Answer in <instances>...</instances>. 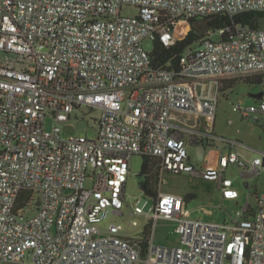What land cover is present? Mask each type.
Wrapping results in <instances>:
<instances>
[{
	"label": "built area",
	"instance_id": "obj_1",
	"mask_svg": "<svg viewBox=\"0 0 264 264\" xmlns=\"http://www.w3.org/2000/svg\"><path fill=\"white\" fill-rule=\"evenodd\" d=\"M125 6L137 13L123 16ZM244 12H264V0H0V264H264V151L246 159L224 140L208 168L187 151L212 138L198 119L214 120L222 81L264 74V24L210 28L176 68L154 65L142 45H174L179 19ZM82 107L99 111L96 137L44 127L46 116L67 121ZM232 110L257 122L264 99ZM134 154L158 161L159 181L149 206H130L146 218L136 239L120 224L100 225L123 213ZM229 167L245 187L263 181L253 204L248 193L222 220L191 217L185 196L160 190L163 172L187 174L237 203ZM159 219L176 223L178 245L154 242Z\"/></svg>",
	"mask_w": 264,
	"mask_h": 264
},
{
	"label": "rangeland",
	"instance_id": "obj_2",
	"mask_svg": "<svg viewBox=\"0 0 264 264\" xmlns=\"http://www.w3.org/2000/svg\"><path fill=\"white\" fill-rule=\"evenodd\" d=\"M123 16H134L137 13L135 7L125 6L121 9ZM258 23L264 24V19H258ZM190 23L185 19H179L176 24L172 36L175 41L181 40L190 30ZM263 28V27H262ZM210 37L213 40L219 39L220 35L217 31L212 32ZM143 48L151 52L153 42L149 39L142 41ZM195 46V45H193ZM262 77L261 83H249L245 80H235V84L227 89L219 96V102L214 120L206 122L199 118L198 124L205 128L210 125L212 138L207 141L190 143L187 145V151L191 162L200 168H208L215 166L218 162V154L220 150H225L224 140H236L238 143L235 150L246 159H252L259 156V151H264V115L257 122L246 119L240 113L232 110L233 105H240L243 108L255 106L261 99H264V74L246 77L255 78ZM208 90L209 80L205 81ZM262 92V97L257 99L253 94ZM99 111L82 107L75 109L67 121H57L51 115L44 119V127L48 130L54 126H58L64 138H89L96 137L97 123ZM197 119V118H196ZM191 117L189 123H195L196 120ZM197 122V120H196ZM143 156L134 154L129 160V173L125 185V201L122 214L109 213L107 218L100 223L105 227L112 222L120 224L123 228L122 232L131 238H141L146 225V218L143 215H130V209L136 200L147 202V206L152 203L151 197H148L139 183L142 176L139 175ZM241 170L229 167L227 175L233 178L235 186L240 194L237 203L235 201L221 200L219 191L215 184L211 183L209 191L202 184H198L200 180L194 179L187 174H172L163 172L160 176V190L170 193H176L186 196L187 193H195L196 197L187 200V208L190 210L191 217H202L205 219L222 220L225 212L231 213L238 209L246 201L248 193L250 194L249 202L254 203V196L261 190L262 177L249 178L246 181L249 187L243 185ZM159 181L157 183V188ZM186 198V197H185ZM147 211V209H146ZM210 212V214L205 213ZM136 220L137 225H133L132 221ZM176 223L172 220L159 219L157 221L154 242L161 245H178L179 235L175 233ZM4 264V263H2Z\"/></svg>",
	"mask_w": 264,
	"mask_h": 264
},
{
	"label": "trees",
	"instance_id": "obj_3",
	"mask_svg": "<svg viewBox=\"0 0 264 264\" xmlns=\"http://www.w3.org/2000/svg\"><path fill=\"white\" fill-rule=\"evenodd\" d=\"M258 19H264V12H244L238 14L233 19H230L227 16L216 15V18L210 22L211 30H219L226 26L232 25L234 23H244L248 24L252 27H258ZM194 19L188 20L190 23V30L186 33V35L181 39L175 42L174 45L164 46L162 43L155 41L153 43V49L151 52L152 60L154 65L162 66L167 63H170V66L176 68L178 65V59L186 46L198 41L202 37L206 35V32L199 33L193 26ZM249 83H261L262 77L255 78H245L243 79ZM235 84V80H226L222 81L220 86V91L225 92L227 89H230ZM203 142V141H201ZM158 161L153 157L143 156L140 173L142 176L140 181V187L143 189L144 193L151 197V199H155L158 193L157 183H158V172L156 171V166ZM198 184H202L207 191L211 188V183L209 181L201 180ZM186 199H192L196 197L195 193H187Z\"/></svg>",
	"mask_w": 264,
	"mask_h": 264
},
{
	"label": "water",
	"instance_id": "obj_4",
	"mask_svg": "<svg viewBox=\"0 0 264 264\" xmlns=\"http://www.w3.org/2000/svg\"><path fill=\"white\" fill-rule=\"evenodd\" d=\"M216 18V15H211V16H208V17H205V18H202V19H195L193 21V26L194 28L199 32V33H203L207 30L210 29V22ZM262 92L260 93H257V94H253L252 96L257 98V99H260L262 97ZM206 141H204L205 143ZM140 185V183H139ZM247 183H244V186H246Z\"/></svg>",
	"mask_w": 264,
	"mask_h": 264
}]
</instances>
